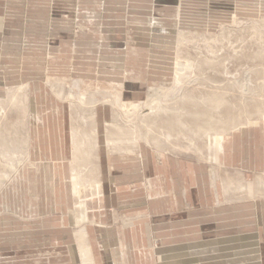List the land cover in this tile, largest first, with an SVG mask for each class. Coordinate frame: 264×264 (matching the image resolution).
<instances>
[{
	"label": "rangeland",
	"instance_id": "374dc122",
	"mask_svg": "<svg viewBox=\"0 0 264 264\" xmlns=\"http://www.w3.org/2000/svg\"><path fill=\"white\" fill-rule=\"evenodd\" d=\"M151 1L0 0V140L14 145L0 149V264H86L84 232L138 247L149 229L157 249L162 208L216 229L235 226L234 206L243 248L225 261L264 264V0H187L175 15ZM82 93L99 148L73 167L72 130L93 133ZM156 104L168 110L152 123ZM110 124L128 131L123 150Z\"/></svg>",
	"mask_w": 264,
	"mask_h": 264
},
{
	"label": "crops",
	"instance_id": "0c3cea01",
	"mask_svg": "<svg viewBox=\"0 0 264 264\" xmlns=\"http://www.w3.org/2000/svg\"><path fill=\"white\" fill-rule=\"evenodd\" d=\"M149 5L151 0H145ZM187 0H154L155 7L147 8L154 12L171 11L174 13H181L184 10V3ZM151 8V9H150ZM175 25V24H174ZM225 139H220L218 143V160H222V155L225 154V147L221 150V145ZM187 198V197H186ZM162 203L166 204L165 197ZM177 203H183L179 197L176 196ZM236 206L233 212L229 215L231 222L229 224L235 225L230 228H214V224L207 218L198 217L201 212L193 210L182 211L179 214L170 213L169 218L164 217L163 208L161 209L160 224L156 225V235L160 237V247L152 249L151 244H148L149 229H142V235L145 241L140 246L136 247L131 243L122 242L119 244H98L91 245L88 241V249L90 251V258L92 264H241V262L233 261V263L226 262L228 252L235 253L242 252L243 248V229L241 227L242 215L237 213ZM235 210V211H234ZM210 213V212H209ZM215 213V211H214ZM182 214V215H181ZM227 216V215H226ZM210 217V216H209ZM198 218V228H193V221ZM211 218V217H210ZM186 221V222H183ZM227 223V222H226ZM219 222L216 221L215 225ZM87 234V233H86ZM256 238L262 236L259 229H255L245 236ZM126 236V235H124ZM150 237V236H149ZM125 238V237H124ZM80 244V243H79ZM79 247H81L79 245ZM83 253V249L80 248ZM92 249V250H91ZM83 250V251H82ZM195 253H198L196 255ZM92 254V256H91ZM201 256H200V255ZM90 259V260H91ZM228 261V259H227ZM230 261V260H229Z\"/></svg>",
	"mask_w": 264,
	"mask_h": 264
},
{
	"label": "bare ground",
	"instance_id": "6f19581e",
	"mask_svg": "<svg viewBox=\"0 0 264 264\" xmlns=\"http://www.w3.org/2000/svg\"><path fill=\"white\" fill-rule=\"evenodd\" d=\"M76 86H78V85H76ZM85 96H87V94H85V95L83 93L82 94H79V96H78L77 99H78V103H79L80 108H83V109H87L88 108V109L91 110L90 120L92 122V132L93 133L91 134L90 137L87 138V137H84V133L81 132L79 129H78L79 132L78 131H75L74 129L72 130L73 131V146H74V148H73L74 149V164H73V167L74 166H77L76 163H78V162L79 163L80 162H85V160L87 162V160H90L91 159V156H93L94 152H98V148H99L98 127L95 124V121H96V114H95V111H94V107H95L94 105L95 104L94 103L93 104H91V103L88 104L86 102V99L87 98ZM68 98H71V97H68ZM107 102H109V101H107ZM113 103H114L113 104L114 107H116V105L117 106L119 105L118 102H116V101H114ZM156 106L151 107L152 110H151L150 115L147 116V117H145L144 119H146L148 117L153 118V122L152 123H155V122H157L158 120H160L162 118V113L164 111L167 112V110H168L167 108H165L164 106H162L160 104L159 105L156 104ZM191 116L194 117V119H196V120L197 119L201 120V118H200L201 116L198 113H192ZM179 118H182V116L179 115ZM84 121H85V119H84ZM177 122L179 124L183 125L182 119H179ZM208 123L209 124L212 123V117H211V119L209 118L208 121L206 122V124H208ZM110 125H112V124H110ZM108 129H109V133H108V136H107L108 137L107 138L108 139L107 144H108L109 149H112V150H118V149L119 150H123V148H122L123 146L120 145L121 144V141H123L121 138L122 137L123 138H128V136H127L129 134L128 131L127 130H123L120 127H115V124H113L112 126H110ZM77 132L79 133L78 135H77ZM223 133L224 134H226V133L228 134L229 132H227L226 129L223 128ZM116 134L118 136H120V137H119V140L118 141L114 142V137H116ZM76 135H77V138H76ZM0 138H2L1 135H0ZM0 141L2 142V143L0 142V149H5V150H3V152L5 151L6 154H9L10 155L13 152L12 151V148L14 147V145H12L11 143H9L8 141H4V140H0ZM69 143H70V141H69ZM72 156H73V153H72ZM80 168L76 169L74 171V173H73L74 174V180H75V183H76V187H78V185L80 183V180L85 179V176L83 175V172L84 171H82ZM89 171H90V169H89ZM87 172H88V170H87ZM96 179H98V178H96ZM78 181H79V183H78ZM95 182H92L94 184L93 186H95L94 187L93 194L100 192V186H101V184H99L98 182L96 184ZM84 231H85V229H84ZM85 236H86L85 232L82 233V235H81L82 240H81V242H80L79 245L81 246L80 248H85V249H83L84 251L82 250L83 251L82 254H83L84 258L86 259V261H85L86 264H92L91 263L92 262V259L90 258V251L88 249V243H87V240H84V237ZM91 256H92V254H91ZM81 257H82V255H81Z\"/></svg>",
	"mask_w": 264,
	"mask_h": 264
}]
</instances>
